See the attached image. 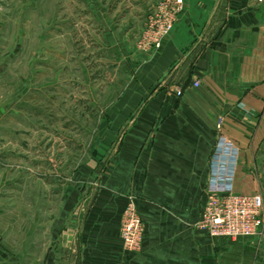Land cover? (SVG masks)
I'll return each mask as SVG.
<instances>
[{"label": "crops", "instance_id": "1", "mask_svg": "<svg viewBox=\"0 0 264 264\" xmlns=\"http://www.w3.org/2000/svg\"><path fill=\"white\" fill-rule=\"evenodd\" d=\"M184 2L161 48L135 53L134 86L112 110L116 147L102 183L84 212L61 221L43 264H240L244 247L197 222L219 139L239 150L236 184L264 138V0ZM130 200L145 228L133 254L120 237Z\"/></svg>", "mask_w": 264, "mask_h": 264}, {"label": "rangeland", "instance_id": "2", "mask_svg": "<svg viewBox=\"0 0 264 264\" xmlns=\"http://www.w3.org/2000/svg\"><path fill=\"white\" fill-rule=\"evenodd\" d=\"M159 1L0 0V264H43L61 221L102 183L112 110L134 86L135 53L149 54ZM235 190L261 199L262 224L226 241L244 247L240 264H264V138Z\"/></svg>", "mask_w": 264, "mask_h": 264}, {"label": "built area", "instance_id": "3", "mask_svg": "<svg viewBox=\"0 0 264 264\" xmlns=\"http://www.w3.org/2000/svg\"><path fill=\"white\" fill-rule=\"evenodd\" d=\"M185 0H160L141 40L144 52L154 53L173 30L183 10ZM198 86V83H194ZM177 96L182 91L176 92ZM239 150L221 137L210 162L209 180L205 190V202L200 212L197 228L211 238L246 240L255 237L262 224V203L255 195L235 191ZM144 224L136 206L130 200L125 206L120 222V237L127 253L141 249Z\"/></svg>", "mask_w": 264, "mask_h": 264}]
</instances>
